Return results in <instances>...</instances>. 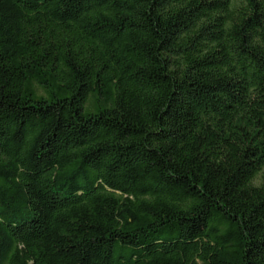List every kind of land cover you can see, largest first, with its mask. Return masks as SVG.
I'll use <instances>...</instances> for the list:
<instances>
[{
    "label": "trees",
    "instance_id": "16d2710c",
    "mask_svg": "<svg viewBox=\"0 0 264 264\" xmlns=\"http://www.w3.org/2000/svg\"><path fill=\"white\" fill-rule=\"evenodd\" d=\"M0 264H264V0H0Z\"/></svg>",
    "mask_w": 264,
    "mask_h": 264
}]
</instances>
